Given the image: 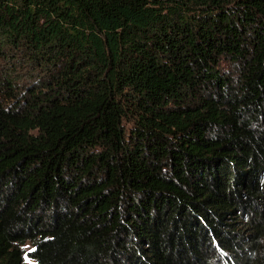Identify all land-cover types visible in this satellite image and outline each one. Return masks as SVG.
Instances as JSON below:
<instances>
[{"label":"trees","instance_id":"obj_1","mask_svg":"<svg viewBox=\"0 0 264 264\" xmlns=\"http://www.w3.org/2000/svg\"><path fill=\"white\" fill-rule=\"evenodd\" d=\"M27 257L264 264V0H0V264Z\"/></svg>","mask_w":264,"mask_h":264},{"label":"rangeland","instance_id":"obj_2","mask_svg":"<svg viewBox=\"0 0 264 264\" xmlns=\"http://www.w3.org/2000/svg\"><path fill=\"white\" fill-rule=\"evenodd\" d=\"M24 249L27 251H29L31 249V246L28 244L24 247ZM27 262L30 263V264H34L33 261H31L28 257H27Z\"/></svg>","mask_w":264,"mask_h":264}]
</instances>
